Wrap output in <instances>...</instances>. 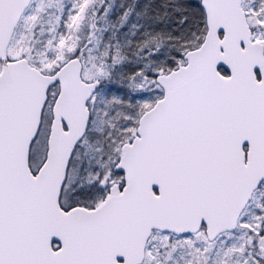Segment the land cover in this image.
<instances>
[{
	"label": "snow or ice",
	"instance_id": "1",
	"mask_svg": "<svg viewBox=\"0 0 264 264\" xmlns=\"http://www.w3.org/2000/svg\"><path fill=\"white\" fill-rule=\"evenodd\" d=\"M0 264H264V0H0Z\"/></svg>",
	"mask_w": 264,
	"mask_h": 264
}]
</instances>
